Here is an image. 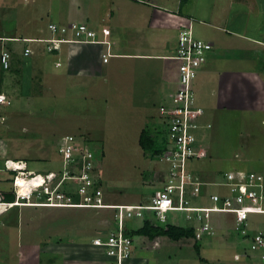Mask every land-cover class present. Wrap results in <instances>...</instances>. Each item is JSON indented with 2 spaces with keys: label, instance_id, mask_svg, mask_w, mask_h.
<instances>
[{
  "label": "rangeland",
  "instance_id": "1",
  "mask_svg": "<svg viewBox=\"0 0 264 264\" xmlns=\"http://www.w3.org/2000/svg\"><path fill=\"white\" fill-rule=\"evenodd\" d=\"M35 1L39 5L46 4L44 0ZM215 2L216 0L208 2L211 10ZM29 4L27 0H0V34L27 38L51 36L50 32L43 34L42 31L48 21L43 14L44 7L33 8ZM219 8L222 7L213 8V13H217ZM200 10L196 8L197 12ZM204 10H209L207 5L202 9ZM197 14V19L193 22V33L197 38L213 43L214 48L220 49V34L223 35V49L229 42L240 48L256 45L245 38L223 32L219 27L221 24L217 20L213 21L212 17ZM251 22L248 21L245 25L247 29ZM85 25L90 28L88 24ZM252 32L258 34L259 30L253 29ZM23 43L16 44L21 46ZM259 46L264 48L263 45ZM216 54L206 58L204 65L213 63L221 70L217 82L207 83L206 77L199 73L193 85L198 104L204 108V112L208 109L204 119L210 127L198 125V128H193L194 133H191L195 141L190 149L205 153L200 158L188 160L185 168L196 173L201 171L205 182L222 180L224 172L234 170L254 172L264 181V56L255 59L250 54H226L221 51ZM252 64L259 72L253 70ZM229 70L240 72L229 73ZM254 71L258 72L259 82L250 78ZM49 75H52L48 80L51 87H47L44 79L36 78L41 82L35 88L37 95L33 94L31 98H20L22 92L18 91L17 95L15 91L6 88L4 80L0 82V90L11 99V105L5 113L2 112L3 109L0 110V116L3 117V121L0 117V197L3 199V194H12L9 179L13 171L4 169V159L21 160L24 161L26 171L33 170L43 177V173L52 170L57 175L52 180V185L58 188L51 194L54 196L58 192L64 193L65 198L59 201L97 202L103 206L50 207L23 204L6 207L0 214V264H98L99 254L90 243L92 238L114 231L116 223L124 229H130L139 227L145 215L151 223H155L158 217L154 211L138 208L127 214V210L120 206L146 204L154 190L163 186L164 183H159V179H164L170 170L169 163L160 162L159 154L151 156L138 143L142 130L157 142L167 141L169 129L166 118H169L161 115L160 107L158 108V102L164 101L167 91L163 89L156 94L152 115L143 119L134 111L138 110V105L132 102L128 93L127 96L107 97L104 75L95 81V98L85 101L78 93L79 88L68 86L62 81L64 78L56 73L50 72ZM123 75L126 76L118 73L117 78ZM205 90L206 94L203 93ZM174 92L167 96L164 101L166 103L163 102L162 105L170 104ZM219 95L223 106L219 105ZM258 96L262 100L261 104L258 103ZM90 109L96 112L91 115L92 131L87 129ZM204 119L203 116L198 117L199 124ZM94 123L97 124L96 130L93 128ZM65 135H72L75 139L77 149L73 155L81 157L86 151L93 153L90 160L94 168L87 172L91 181L74 178L58 184V174L76 172L75 168L70 170L75 163H64L62 153L58 151L62 144L61 138ZM166 149L163 151L164 155L169 157L176 147L173 143L170 146L166 143ZM5 174H9V179ZM204 184L201 186V195L204 197L205 193L223 191L221 186ZM80 187L84 190L83 193L79 192ZM32 190L34 193L27 200L44 199H36L39 189ZM188 201L191 206L211 204L210 200L207 202L200 196H189ZM108 204L119 207H105ZM210 218L213 219L210 235L197 231L199 236L181 238L169 251L155 249L157 242L149 243V246L144 238L134 236L132 258L135 256L144 264H262L259 259L260 251H247L246 238L264 227V215L251 213L246 223L249 227L246 238L239 231L235 232L232 214L210 213ZM166 222L186 227L196 225L197 221L194 213L174 211L167 214ZM195 244L204 263L194 253ZM167 251L172 256L171 261L167 258ZM217 255H221V260Z\"/></svg>",
  "mask_w": 264,
  "mask_h": 264
},
{
  "label": "crops",
  "instance_id": "2",
  "mask_svg": "<svg viewBox=\"0 0 264 264\" xmlns=\"http://www.w3.org/2000/svg\"><path fill=\"white\" fill-rule=\"evenodd\" d=\"M27 1L30 3L29 7H39V9L44 7L43 14L48 18V21L42 27L43 34L48 33L46 28L48 23L66 25L70 22H80L79 24H88L90 29L96 32V38L100 42L61 43L59 50L53 52L47 50L38 52L37 47L32 44L31 46H33L36 53L28 58H24L22 55L24 44L21 46L16 43L11 44L10 46L15 48L13 50L12 65L9 71H0V82L4 80L6 88L15 91L17 95L18 91L22 92L20 97L22 99L29 96L31 98L35 94L37 83L41 82L37 81L38 77L45 80L47 87H51L48 83L49 78L52 76L49 75L50 72L64 78V80H61L68 86L74 89L79 88L78 93L80 97L83 96L84 101L88 98L94 99V91H97L95 81L99 76L104 75L107 97L111 95L115 97L127 96L126 93H128L132 97V102L138 105V110L134 111L138 112L140 118L144 119L152 115L151 112L155 108L153 105L157 93L162 92L163 89L167 91L164 98V101H166L167 96L175 91L178 77L177 61L172 59L170 55L174 52L179 31L189 24L193 27V22L197 19L195 17L197 13L201 16L212 17L213 21L217 20L219 25L221 24L219 27L223 32L232 33L235 37L245 38L257 45L240 48L233 42H229V45L223 49V35L220 34L222 39L219 45L220 49L214 48L212 43V49L207 58L214 57L219 51L226 54L233 52L236 55L250 54L255 59L264 56V48L259 46H264V0H223V2L216 0L212 10L209 6L210 3H208L212 0H44V2L46 1L44 5L37 4L38 2L35 0ZM206 5L209 10L202 11ZM219 6L222 8H219V11L214 14L213 8ZM196 8L201 10L197 12ZM248 21H252L249 29L245 26ZM253 29H258L259 33H253ZM28 37L43 38L44 36ZM19 46L20 49L18 50ZM107 47H109L110 56L105 63L102 61V53L106 52ZM235 50L243 52L236 53ZM39 55H41L40 58ZM57 61L60 62L59 65H56ZM254 69L258 71L255 65H253ZM58 70L59 72H57ZM220 71L213 63L209 66L203 63L197 76L200 73V76L206 77L207 83H213L217 82ZM257 71L252 72L250 75V78H254L255 82L260 81L257 75L259 71ZM235 72L239 74L240 71H230L229 73ZM118 73L119 75L124 73L126 76L123 75L117 78ZM0 87H2L1 83ZM193 88L195 89V86ZM206 91L203 93L206 94ZM234 96L238 97L237 94ZM258 98L260 97L258 96ZM220 99L221 96L219 95V105L223 106V101ZM213 100L215 101V99ZM164 101L160 100L158 102V108ZM260 102H262L261 98L258 103L261 104ZM235 105L241 106L240 104ZM207 112L208 109L204 112V117ZM92 114L94 115L96 112L94 113L90 109L87 129L91 131ZM94 124L93 128L96 130L97 124ZM10 171L12 170L10 169ZM49 172L53 171L49 170ZM48 173H43V175L48 176ZM4 176L9 179V174ZM40 188L36 199L44 197L45 200H27L23 197L25 203L45 202L47 195ZM13 189V185L10 184L11 193H13ZM207 194L205 193V195ZM0 199L1 202L12 200H3L1 197ZM13 200H16L15 196H13ZM141 237L146 240L145 243L147 244L157 242L158 245L155 249H160V251L164 249L171 250L175 243L179 241H173L166 236H159L151 241L144 236ZM149 246L151 245L149 244ZM168 251L167 258L171 261L172 256ZM196 256L200 262H205L200 253ZM220 256L217 255L219 260H221ZM102 258V255L99 254L98 264H102ZM140 260L134 256L131 262L132 264H144Z\"/></svg>",
  "mask_w": 264,
  "mask_h": 264
},
{
  "label": "built area",
  "instance_id": "3",
  "mask_svg": "<svg viewBox=\"0 0 264 264\" xmlns=\"http://www.w3.org/2000/svg\"><path fill=\"white\" fill-rule=\"evenodd\" d=\"M47 30L51 33L50 37L27 38L0 35V70L8 71L11 68L13 50L15 48L10 45L17 42H24L22 48V55L24 58H28L36 53L33 46H31L32 44L37 47L38 52H40V50L53 52L59 50L61 43L100 42V40L96 38V32L90 28L88 29L84 23L79 24L70 22L66 25L48 23ZM211 49V42L197 38L190 24L182 27L179 31L174 52L170 55L172 59L177 61V87L171 96L170 104L167 106H160V114L169 118H166L167 128L169 129L166 143H168L169 146L170 143H173L176 149L173 154L168 157L164 155V152L168 149L165 147V151L163 150L164 152L162 151L163 153H159L158 156L160 162L169 163L170 170L167 172L164 179L162 177V181L164 182L163 186L154 190L146 204L124 205L126 206L124 209L127 210V214L137 208L139 210H151L157 214L161 221L166 220L165 213L167 210L194 213L197 221L196 223H200L197 230L202 234L210 233L212 230V225L210 223L211 212L230 213L234 218L235 232L239 231L240 234L246 238V236L249 235V227L246 226V223L250 219L251 213H260L264 215V181L260 175L251 171H228L224 173L222 180L206 182L226 189V193L220 191L221 193L216 192L209 196L211 205L191 206L187 199L189 196H199L201 186L204 185V182L200 181L190 170H186L185 166L188 164V160L196 157L200 158L204 156L205 153L204 151L195 152L194 148L193 150L190 149L195 141L191 133V131L194 133L193 128H198V125H202L204 128L210 127V124H203L201 121L202 124H199L198 117L203 116V110L195 99L193 85L198 70L204 63ZM109 56L110 50L109 47H107L106 52L102 53V61L106 63ZM59 64L60 62L57 61L56 65ZM10 104L11 99L0 90V110ZM1 121H3V117ZM61 140L62 144L59 146L58 151L62 153L61 155L64 163H68V165L73 162L75 163L73 164L74 167L71 166L70 170L75 168L76 172L75 174L69 173L66 175H62L61 173L60 179L58 180L59 183L62 184L64 180L74 178H80L81 180H86V182L91 181L92 178L88 177L89 174H87V172H90V170L94 168L90 160L93 153L91 151H86L81 157L73 155L74 151L77 149L74 137L72 135H65ZM163 156L167 157L163 158ZM6 162H8V159L4 161V166H6ZM23 172H26V170ZM50 173L53 172H49V174ZM16 177L17 175L14 176V178ZM13 182L15 183V180H13ZM81 188L82 187L79 188V192L83 193L84 190ZM43 190L47 191L49 189L45 186ZM14 191L16 197L15 201L0 202L9 205L16 202L19 195L15 188ZM33 193L34 191L32 190L30 195ZM62 198H65V194L62 192L55 193L54 198L51 192H49L47 200L44 203L49 206L52 202H60L59 199ZM79 204H88L91 205L90 207H92V205H100V203L97 202L87 203L80 201ZM129 206L134 208L128 209L127 207ZM136 214H138V212ZM186 217L188 219V216ZM255 232L256 233L252 234L251 237L248 236L246 238L247 251L251 253L252 251H260L261 256L259 259H261V263L264 264V227L261 229L259 228ZM197 235L199 236L198 232ZM91 244L100 252L99 254L102 255V264H132L133 238L125 234L122 225L116 223L114 231L104 236L92 238Z\"/></svg>",
  "mask_w": 264,
  "mask_h": 264
},
{
  "label": "trees",
  "instance_id": "4",
  "mask_svg": "<svg viewBox=\"0 0 264 264\" xmlns=\"http://www.w3.org/2000/svg\"><path fill=\"white\" fill-rule=\"evenodd\" d=\"M46 28H47V26H46ZM47 32H48V30H47ZM10 105L6 106L2 110V112L5 113L4 111L6 109H8ZM138 143L144 151L149 152L151 154V156H154V157L156 156V154L161 153L166 147V140L161 141V142H157V140H153V139L149 138L145 130H142L140 132ZM190 171L192 172L193 175L197 176L200 181H203L204 183H206L204 181V179L201 177V176H203L200 174L201 171L197 172V173L192 171V170H190ZM209 182H211V181H209ZM159 183H164L162 181V178L159 179ZM210 185H212V184H210ZM202 193H203V188L201 187L199 196L205 198L208 202L209 196L212 193H208V194L206 193L207 195H205V197L201 195ZM219 193H221V192H219ZM223 193H226V189L224 187H223ZM13 196H14L13 193L12 194H3V200H11V199L13 200ZM187 199H189V197ZM78 202H74V203H78ZM65 207H68V206H65ZM72 207H77V206H72ZM166 213L168 214L170 212L167 211ZM167 214H166V217H167ZM212 222H213V220H212ZM198 226H200V223H196V225H194V226L191 225V226H186V227L181 226V225H174V224H171L169 222H166V220L161 221L158 217L156 218L155 223H151V221L147 218V215H145L143 217L142 223L139 227L130 228V229L126 228V229H124V232H125V234H127L128 236H130L132 238L134 236H137V237L144 236L148 240L151 241L156 237L166 236L169 239L176 241V240H180L181 238H195V232H196ZM194 251L197 255H199L200 251L197 249L196 244L194 247Z\"/></svg>",
  "mask_w": 264,
  "mask_h": 264
},
{
  "label": "bare ground",
  "instance_id": "5",
  "mask_svg": "<svg viewBox=\"0 0 264 264\" xmlns=\"http://www.w3.org/2000/svg\"><path fill=\"white\" fill-rule=\"evenodd\" d=\"M6 169L7 170H14L17 174L16 178H13V180H15V187H16V192L19 195V199L14 202L12 205L6 204V203H1L0 202V214L3 213L5 211V208H9L11 206H19V205H33V206H48L47 204H45L44 202H28L25 203V200L22 199L23 197H27L29 198V195L31 193L32 189H38L39 187H43L45 185V179H51L54 174L50 173L48 176L40 175L38 173H35L34 171H26L23 172V170L27 169L24 162L20 161V160H14V161H10L8 159V162H6ZM48 173V172H47ZM27 175V176H25ZM44 179V181H43ZM42 183V184H41ZM41 184V185H40ZM28 193V194H26ZM1 201V200H0ZM9 206V207H8ZM50 207H64V206H79V207H90L91 205H80L79 203H62V202H52L49 204ZM97 206H103V204L100 205H92V207H97ZM105 207H119L118 205H106ZM126 206L121 205L120 208H124ZM128 209H132L134 207H127Z\"/></svg>",
  "mask_w": 264,
  "mask_h": 264
},
{
  "label": "clouds",
  "instance_id": "6",
  "mask_svg": "<svg viewBox=\"0 0 264 264\" xmlns=\"http://www.w3.org/2000/svg\"><path fill=\"white\" fill-rule=\"evenodd\" d=\"M0 35H3V34H0ZM20 37V36H19ZM196 99H197V95H196ZM197 103H198V101H197ZM199 105V104H198ZM201 108H202V110H203V119H204V108L201 106V105H199ZM203 124H207V122H205V119H204V121L202 120L201 121ZM5 161V160H4ZM13 171V175H12V177H11V184L13 185V188H16L15 187V185H14V182H13V178H14V176L15 175H17L16 174V172L14 171V170H12ZM24 171V170H23ZM235 171V170H234ZM49 174V173H48ZM59 176H58V180L60 179V175L61 174H58ZM55 176H57V175H55L54 174V176L51 178V179H45V185H44V187L45 186H47L48 187V189L49 190H47V191H45L44 193L46 194V195H48L49 194V192H51V193H53V192H55V190L58 188V187H55L54 185H52V180L55 178ZM61 183H59V185H60ZM44 187H41L40 189L41 190H43V188ZM39 189V188H38ZM44 191V190H43ZM13 194H14V196H15V191H14V189H13ZM52 195V194H51ZM52 197L54 198V196L52 195ZM24 198H27V197H24ZM14 201V200H13ZM61 202V201H60ZM211 205V204H210ZM207 206H209V205H207ZM168 211V210H167ZM168 212H174V211H168ZM211 213H216V212H211ZM227 214V213H226ZM230 214V213H229ZM210 220H211V218H210ZM213 220V219H212ZM212 220L210 221V223H211V225L213 224V222H212ZM197 229H198V227H197ZM212 229H213V225H212ZM197 231L198 230H196V232H195V235H197ZM211 232V231H210ZM204 234H207V235H210V233H204ZM246 246V245H245Z\"/></svg>",
  "mask_w": 264,
  "mask_h": 264
}]
</instances>
